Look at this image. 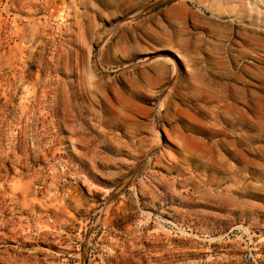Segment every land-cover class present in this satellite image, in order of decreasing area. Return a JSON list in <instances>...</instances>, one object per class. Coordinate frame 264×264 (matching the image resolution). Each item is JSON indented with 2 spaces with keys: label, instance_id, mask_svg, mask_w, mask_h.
<instances>
[{
  "label": "rangeland",
  "instance_id": "rangeland-1",
  "mask_svg": "<svg viewBox=\"0 0 264 264\" xmlns=\"http://www.w3.org/2000/svg\"><path fill=\"white\" fill-rule=\"evenodd\" d=\"M0 264H264V0H0Z\"/></svg>",
  "mask_w": 264,
  "mask_h": 264
},
{
  "label": "bare ground",
  "instance_id": "bare-ground-1",
  "mask_svg": "<svg viewBox=\"0 0 264 264\" xmlns=\"http://www.w3.org/2000/svg\"><path fill=\"white\" fill-rule=\"evenodd\" d=\"M161 74H162V72H161ZM162 75H164V74H162Z\"/></svg>",
  "mask_w": 264,
  "mask_h": 264
}]
</instances>
